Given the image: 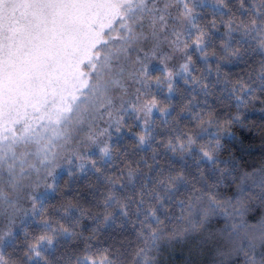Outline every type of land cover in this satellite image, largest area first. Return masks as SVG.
Segmentation results:
<instances>
[{
	"label": "trees",
	"instance_id": "1",
	"mask_svg": "<svg viewBox=\"0 0 264 264\" xmlns=\"http://www.w3.org/2000/svg\"><path fill=\"white\" fill-rule=\"evenodd\" d=\"M186 44L146 76L161 113L59 174L4 264H264V0L199 7Z\"/></svg>",
	"mask_w": 264,
	"mask_h": 264
},
{
	"label": "rangeland",
	"instance_id": "2",
	"mask_svg": "<svg viewBox=\"0 0 264 264\" xmlns=\"http://www.w3.org/2000/svg\"><path fill=\"white\" fill-rule=\"evenodd\" d=\"M219 2L0 0V264L59 174L161 113L146 76L188 73L189 26Z\"/></svg>",
	"mask_w": 264,
	"mask_h": 264
}]
</instances>
